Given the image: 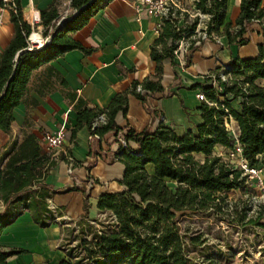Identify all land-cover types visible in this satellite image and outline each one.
Segmentation results:
<instances>
[{"label": "trees", "instance_id": "1", "mask_svg": "<svg viewBox=\"0 0 264 264\" xmlns=\"http://www.w3.org/2000/svg\"><path fill=\"white\" fill-rule=\"evenodd\" d=\"M111 1L70 0L72 12L62 18L58 1L54 0L40 10L42 35L52 38L42 48L33 50L26 49L27 37L35 26L24 17L21 0L6 2L15 33L0 58V129L11 133L13 110L26 96L34 70L74 49L91 52L74 37V33ZM191 1L194 10L207 14L209 18L205 29L207 37L199 44L190 40L188 53L220 36H226L229 44L246 45L250 41L247 36L250 26L256 20L264 22L262 0H241L235 24L225 21L228 0ZM0 4L5 2L0 0ZM189 13L187 8L184 11L178 9L176 17L162 18L159 36L151 45L155 74L142 81L134 80L130 88L117 93L106 108L93 107L76 92L68 91L67 96L73 101L77 114V123L71 130L72 139L85 126L91 135L100 136L91 139L92 144L100 145L109 133L118 135L124 127L116 122V115L120 111L127 114L130 95L140 99L146 109L154 113V120L155 117L162 118V113L151 108L147 99L158 92L165 93L162 84L164 64L171 62L175 65L179 41L196 33L200 18L197 15L190 20ZM20 51L23 52L18 57ZM186 58L189 63L190 56ZM225 66L233 79L225 83L222 91L211 85L201 88L214 104L202 102L199 109L204 121L197 126V132L189 130L179 135L162 119L155 129L150 125L137 131L128 126L125 133L127 145L120 142L114 153L115 159L125 165L120 180L125 190L106 191L98 198L100 212L107 214L110 220L106 223L88 216L89 196L86 195V212L78 219L80 232L75 238L78 243L66 251V257L58 264H192L190 246H196L199 237L187 238L181 217L187 213H221L229 205L224 193L244 186L247 181L241 170L232 168L222 156L214 154L217 145L227 149L233 147L234 139L226 127L230 116L239 126V138L250 165L264 170L263 45L259 56L235 58ZM221 68L218 66L213 73L218 75ZM62 84L65 86L63 80ZM139 86L141 90H138ZM237 97L241 98V110L231 104V100ZM101 114L105 115V122L94 127ZM6 155L7 161L0 168V200L4 205L0 210V236L25 210L30 211L39 226H50L63 214L58 210L56 215L51 210L48 199L57 190L52 189L45 179L58 159L69 161L67 156L61 154L56 158L44 150L34 133H27L21 141L14 140ZM149 164L153 165V172L148 170ZM235 211L237 221L247 218V210ZM263 214L261 212L258 219L250 218L249 221L259 223ZM260 225L264 227V223ZM24 252L21 248L5 250L0 245V264H8L9 257Z\"/></svg>", "mask_w": 264, "mask_h": 264}, {"label": "crops", "instance_id": "2", "mask_svg": "<svg viewBox=\"0 0 264 264\" xmlns=\"http://www.w3.org/2000/svg\"><path fill=\"white\" fill-rule=\"evenodd\" d=\"M53 1L21 0L24 17L41 32L40 10L50 6ZM57 1L64 16L62 5L67 2ZM240 2L228 0L226 22L235 24L240 13ZM68 5L70 7V3ZM260 6L264 7V0ZM37 15L40 20L34 21ZM161 21L162 18L158 16L146 14L138 18L131 0H112L74 33V37L91 52L74 49L33 71L26 96L13 110L11 133L0 129V168L7 161L6 153L13 141H21L27 133L36 134L44 150L56 158L61 154H70L75 164L69 171V162L58 159L45 179L52 189L57 190L48 202L56 207L57 212L61 211L62 216L50 226L41 227L34 222L30 211L25 210L4 229L0 236L2 248L25 250L9 257L8 264H58L66 257L63 241L71 225L69 221L85 215V196H89L88 216L95 218L103 214L98 208L101 194L125 190V186L120 184L125 165L115 159L114 153L125 139L128 126L137 131L150 125L155 129L162 119L179 135L189 130L197 132V126L204 121L199 109L203 101L197 98V94L202 87L211 85L206 75L235 58L259 56L261 45L264 53V22L250 26L247 33L250 41L246 45L229 44L226 36H220L216 40H207L191 53L179 52L175 56V65L171 62L164 64L162 84L165 93L158 92L147 99L151 108L162 113V118L155 117L154 120V113H150L140 99L130 95L127 114L120 111L116 115V122L124 127L118 135L109 133L103 137L100 145L92 144L90 131L85 126L72 139L71 130L77 123V114L73 101L67 96L68 91L76 92L93 107L106 108L112 98L130 88L134 80L142 81L153 76L156 63L151 59V45L159 36ZM14 33L10 12L6 10L4 24L0 27V58ZM187 55L190 56L189 63ZM262 83L264 85V81ZM169 92L172 94L165 96ZM231 104L241 110L240 97L233 98ZM232 124L239 128L234 119ZM62 127L66 128L64 145L51 152L44 136ZM131 144L135 145L133 141ZM227 150L217 145L214 154L224 156ZM100 152L102 155H99ZM148 170L153 172L152 164L148 165ZM90 179L94 180L92 186L89 185ZM3 207L0 200V210Z\"/></svg>", "mask_w": 264, "mask_h": 264}, {"label": "rangeland", "instance_id": "3", "mask_svg": "<svg viewBox=\"0 0 264 264\" xmlns=\"http://www.w3.org/2000/svg\"><path fill=\"white\" fill-rule=\"evenodd\" d=\"M63 1L67 3L62 5V11L64 14H70L72 12V8L68 5L70 0H59L60 3ZM179 3L182 8L189 10L190 20L196 17L197 11L191 6V0H179ZM197 38L198 34L194 33L186 40L189 42ZM224 194L229 205L225 206L221 213H187L186 216L181 217L187 238L199 237L198 244L190 246L192 264H264V227L260 225L264 223V217L259 223L249 221L250 218L258 219L259 214L264 213V197L260 195V190L252 180ZM235 209L242 212L247 210V218L237 221ZM96 218L106 223L110 220L107 214ZM69 222L71 225L63 241L65 251L77 245L78 241L75 238L80 232L78 219Z\"/></svg>", "mask_w": 264, "mask_h": 264}, {"label": "built area", "instance_id": "4", "mask_svg": "<svg viewBox=\"0 0 264 264\" xmlns=\"http://www.w3.org/2000/svg\"><path fill=\"white\" fill-rule=\"evenodd\" d=\"M5 2L4 5L0 4V27L4 24L5 21V12L8 10L6 2L8 0H3ZM132 5L134 6L136 13L138 14V18L142 14H146L149 16H158L160 18L167 16H177L178 9L184 11L186 9L181 8L179 0H131ZM68 14H64L62 18H65ZM200 16L199 24L196 28V33L198 34V38L195 39V44H199L201 39H205L207 37L206 32V20L209 18L207 14H203L199 11L196 12L195 16ZM40 17L34 16V21H39ZM259 22V20H256ZM61 23V21L59 22ZM50 37H44L42 32L36 28H33L31 33L27 37L28 48L30 49H39L44 44H46L47 40ZM190 45V41L188 42L185 38L179 41V46L175 50V54L179 52H187V48ZM209 79L211 86H213L218 91H221L224 88L225 83H230L233 79L232 74L227 70L226 66H223L218 75L214 73H209L205 77ZM219 78V80H218ZM138 90H141V87H138ZM197 98L201 101H205L210 105L214 104L210 100H208L205 92L200 91L197 94ZM106 120L105 115L101 114L96 122L94 123V127L101 123H104ZM233 118L230 116L229 120H226V127L229 130L232 138L234 139L233 147L228 149L223 159L228 162L232 168L238 169L242 171V175L246 176L247 181L252 180L256 187L260 190V195L264 197V170L260 166H252L244 155L243 145L240 141V130L239 128H235L232 124ZM90 138H100L98 134L90 135ZM66 139V128L62 127L57 132L54 133H46L44 136V141L47 148L51 151H57L61 149L64 145ZM122 144L124 146L127 145V141L123 139ZM68 162H69V171H72L74 159L70 154H67ZM94 184V180H89V185L92 186ZM51 210L57 215V209L52 204H49ZM59 217H57L58 219Z\"/></svg>", "mask_w": 264, "mask_h": 264}, {"label": "water", "instance_id": "5", "mask_svg": "<svg viewBox=\"0 0 264 264\" xmlns=\"http://www.w3.org/2000/svg\"><path fill=\"white\" fill-rule=\"evenodd\" d=\"M51 38H52V36H50V38L47 40L46 44H47L48 42H50ZM44 45H45V44H44ZM44 45H43V46H44ZM43 46H42V47H43ZM42 47H41V48H42ZM34 49H35V48H34ZM39 49H40V48H39ZM26 50H33V49L27 48ZM23 51H24V50H23ZM23 51H20V52L18 53V57L21 55V53H22Z\"/></svg>", "mask_w": 264, "mask_h": 264}]
</instances>
